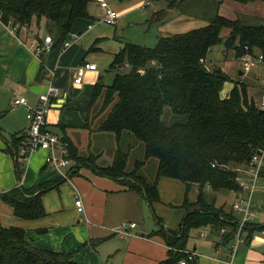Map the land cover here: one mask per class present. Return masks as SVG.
<instances>
[{"label": "trees", "instance_id": "trees-1", "mask_svg": "<svg viewBox=\"0 0 264 264\" xmlns=\"http://www.w3.org/2000/svg\"><path fill=\"white\" fill-rule=\"evenodd\" d=\"M167 1L168 8L155 13L160 22L174 9L191 14L196 3L204 0ZM221 1L204 4L208 9H205L206 25L160 35L153 47L127 42L115 54L111 69L123 70L119 68L126 62L131 69L118 71L110 84L102 79L95 84L86 118L87 128L108 132L114 137L116 147L111 164L97 165L94 156L79 154L63 134V139L68 141L69 155L76 164L94 165L101 175L128 183L151 205L160 200L158 179L162 176L180 179L187 188L193 183L199 184L197 200L191 204L186 198L183 204L188 211L177 229L166 228L157 217L159 227L151 235H161L169 247L167 258L159 264H176L188 258L184 250H187L192 232L204 226L220 236L222 243L235 239L240 220L233 208L226 207V202L218 206L216 193L239 192L237 168L245 165L256 150L264 146V111H261L264 108L249 97L248 84L240 81V77L234 80L219 65H206L212 47L224 38L228 48L235 50L236 57L241 59L249 52L261 54L264 59V21L223 16L219 12ZM93 2L0 0V19L17 29L26 28L38 41L46 28L53 33L55 45H62L77 20L92 17L90 6ZM140 68L144 73L139 72ZM43 69L42 64L40 76ZM228 83L233 86L223 95ZM167 112L174 115L172 121L164 118ZM28 138V133L15 134L8 148L15 158L19 180L24 173L20 148ZM138 144L143 146V156L134 159L129 169V158ZM152 158L158 163L155 177L150 180ZM214 160L219 163L215 167L211 164ZM61 180L59 177L53 184ZM51 188L52 183H38L31 188L19 184L1 192L0 198L12 206L16 216L40 218L46 215L43 195ZM192 205L193 209H189ZM261 229L264 224L246 222L241 231L244 240L250 242L254 233ZM195 262L188 259L187 264ZM0 264L83 263L75 259L74 252L33 245L22 227L0 224Z\"/></svg>", "mask_w": 264, "mask_h": 264}, {"label": "crops", "instance_id": "crops-1", "mask_svg": "<svg viewBox=\"0 0 264 264\" xmlns=\"http://www.w3.org/2000/svg\"><path fill=\"white\" fill-rule=\"evenodd\" d=\"M102 1H107L113 6L121 17L137 9L145 10L149 6H155L157 2L161 4L164 0L157 2L151 0L145 8L142 5L146 0H94L90 6L92 17L79 19L74 23L73 31L78 32L80 36L67 48L55 45L54 42L48 47L43 33L41 40L38 41L28 34L26 28L17 29L0 19L1 94L8 91L6 98L12 104L14 99L23 96L29 105L35 106L39 94L46 91L51 76L50 70H53L55 72L53 82L61 88V93L53 99L48 114V129L62 137L64 134L79 154L96 156L97 165L111 164L113 160L109 162L107 157L105 161L108 163H99L105 152L97 139L102 136L96 135L99 132H94L86 126L95 81L100 73L99 65L95 60L103 57L110 61L111 66L115 54L127 42H131L117 39V28L108 29L106 23L99 21L103 16ZM157 11L154 10L156 13ZM190 17L193 15L171 10L160 25ZM234 17L231 19L250 17L264 21L258 16L242 12H237ZM90 23H93L91 29L88 28ZM170 32L163 35L173 34ZM36 41L44 47L41 53L35 51ZM235 59L240 62L238 75L240 81L248 84L249 97L262 107L263 103L257 101L255 97L264 96V61H257L251 71L246 72L243 70L240 57L235 56ZM83 62L95 63L97 69L88 70L83 82L75 84L73 81L75 68ZM42 64L44 69L40 76ZM218 65L235 80L236 77L227 67ZM12 106L16 107L13 108L14 114L19 113L23 116V120L20 124L15 122L5 127L4 130L10 131L9 138L0 130L2 137L0 193L19 184L31 188L38 183H52V188L43 195L46 215L40 218L18 217L14 214L12 206L0 198V224L24 228L28 241L39 248L74 252L75 259L83 264H108L106 261L109 260L111 264H159L167 258L169 247L165 239L161 235H151L159 227L156 222L157 217L162 220L166 228L177 229L188 211L183 205L186 198L191 204L197 200L198 183H193L187 188L180 179L162 176L158 179L160 200L151 205L143 194L130 188L128 183L101 175L94 165L75 162L70 166L68 178L53 184L59 176L58 172L46 163L48 151L45 149L30 153L27 161L24 162V173L19 180L15 158L8 148L11 146L13 135L28 133L30 121L27 117L26 105ZM26 142L21 145L20 153ZM5 146L8 152L4 151ZM113 150L115 151L114 148ZM76 190H79L84 204V210L81 212L75 204ZM206 190L209 191V188L207 187ZM216 194L219 195L218 206L228 201L227 198L233 199L230 200L231 205H226L228 209L233 208V203L239 196L247 198L248 201L243 204L242 211L236 212L233 209L236 216L240 221L246 218L247 222L264 224V163L261 176L250 195L242 188L239 192ZM189 209H193V205ZM151 215L156 220L152 222V227H146V217H149V223ZM124 222H136V226L131 228L133 235L123 236L114 233L113 229ZM140 222L143 224L141 225ZM220 240V236L213 233L209 226H204L192 232L187 250L197 253L196 264H264V229L256 231L250 242L237 244L234 240L228 243H222Z\"/></svg>", "mask_w": 264, "mask_h": 264}, {"label": "rangeland", "instance_id": "rangeland-1", "mask_svg": "<svg viewBox=\"0 0 264 264\" xmlns=\"http://www.w3.org/2000/svg\"><path fill=\"white\" fill-rule=\"evenodd\" d=\"M156 2L159 0H155ZM210 1L213 0H204L203 2L199 1L196 3V5L193 7L191 15L193 17H190L185 20H174L171 21L163 26L160 25V21L156 19V12L154 10H162V8H168V1L164 0L161 4L160 2H157L155 6H149L145 10H139L132 11L130 14L123 15L118 18V22L116 25H108V29L113 30L114 28H117L116 38L119 40L131 41L132 43H138L141 45L153 47L156 45L158 38L160 35L164 33H177V32H185L190 29H194L203 25L207 24L206 19V11L207 7L205 5H210ZM221 3V2H220ZM157 6V7H156ZM220 6V4H219ZM208 10V9H207ZM157 11V12H158ZM178 9H174V12H177ZM239 13H245L250 14L254 16H258L259 18L264 19V2L263 1H252L249 3H243V2H237L233 0H224L221 3L220 6V13L227 16L228 18H235V14ZM189 14V13H188ZM155 16V17H154ZM97 23V22H96ZM43 35L46 36L48 34H51L52 32L48 31L46 28L42 30ZM226 34V32H224ZM227 59L226 61L224 59ZM97 64L99 65V77L95 81L97 83L100 79L103 80L105 84H110L115 77L116 73L118 71L123 70H115L110 68V61L106 60L103 57H99L95 60ZM222 64L225 68L229 69V71L234 75V77H240L239 70H240V62L235 59V50L233 48H228L226 45L225 38L220 42L219 44L212 47V50L209 52L206 60V65L208 67H212L213 65ZM229 66V67H228ZM233 85L231 83L226 84L225 89L223 90V95H226L229 92V89ZM7 93H2L0 91V130H2V134L6 135L7 138L11 134L10 131L4 130L7 125H12L15 122L22 123L23 116L18 114H14V108L9 101L7 97ZM259 97V98H258ZM255 99L257 101H261V103H264V96H256ZM15 106V105H14ZM14 108V109H13ZM166 121H172L175 117L171 113L167 112L164 116ZM26 125V124H25ZM14 130H11L13 132ZM96 135H100L102 137L97 138L99 141V144L101 147L104 148V157L102 160L99 161L101 164H106L108 162L105 161V159L108 157L107 161H111L114 158V150L115 149V140H113L112 134L108 132H99ZM0 139L2 137L0 136ZM127 144V142H126ZM127 148V146H124ZM97 150V149H96ZM4 151L8 152L7 146L4 147ZM106 154V155H105ZM143 156V146L142 144H138L135 150L132 152L130 158H129V169H131L132 163L134 162V159L140 158ZM94 161L96 163L97 157H94ZM157 159L152 158L150 161V172L148 173V178L150 180H153L155 177V170L157 167ZM229 199L227 202V206L231 205V201L233 199ZM234 202V201H233ZM234 204V203H233ZM236 212H239L236 210ZM148 216L146 217L147 223L145 224L146 227H150L152 225V222H155V218L153 215L150 216V222L148 223ZM144 222V221H143ZM157 222V220H156ZM142 225L143 223L140 222ZM152 227V226H151ZM121 259V256L119 255V260ZM106 263L111 264V260L106 261ZM116 263V262H114ZM117 264V263H116ZM178 264V263H176Z\"/></svg>", "mask_w": 264, "mask_h": 264}, {"label": "built area", "instance_id": "built-area-1", "mask_svg": "<svg viewBox=\"0 0 264 264\" xmlns=\"http://www.w3.org/2000/svg\"><path fill=\"white\" fill-rule=\"evenodd\" d=\"M151 3V0H146L142 5L144 8ZM101 8L103 9V16L99 19L100 22H104L106 24L115 25L118 22L119 13L116 9L111 6L107 1L101 2ZM88 28H93V23L88 24ZM80 34L78 32H70L68 38L63 42L62 47H69L73 40L78 39ZM45 43L48 47L52 44L53 38L50 34L45 36ZM35 51L37 53H41L44 51V47L41 46L37 41L35 42ZM204 61V59H201ZM243 70L246 72L251 71L253 66L257 61H263V56L261 54L256 55L252 53H245L242 57ZM97 65L91 62H83L79 64L74 71L73 81L75 84H81L83 82L84 76L88 70H96ZM119 69H131V65L129 63L123 64ZM51 71V76L49 79V84L46 91L39 94L38 103L35 106H31L28 104L27 99L25 97H19L14 99L13 104L19 105L24 104L27 108V117L30 121V127L28 131V140L23 148L21 154H23V161L26 162L30 153L39 150L45 149L48 151V155L46 157V163L54 168L58 172V176L60 178H68L70 166L75 163V161L69 155V145L63 137L55 132H52L48 129V114L50 109L52 108V102L55 97H57L61 93V88L54 84V76L55 72ZM144 69L140 68L139 72L144 73ZM262 108H264V103L262 104ZM264 163V146L259 147L258 150L252 155L250 160L243 165L242 167L237 168L239 171L238 180L240 182L241 188L243 190H247L249 195L254 191L257 180L261 176L263 170ZM212 166L215 167L219 163L217 160H214ZM248 199L239 196L237 200L233 204V209L237 211H242L243 204L247 203ZM75 204L78 211L84 210V204L81 199V195L79 190L75 192ZM247 222V219L244 218L240 221V227L237 231L236 237L234 239L235 243L244 242V237L242 235V227ZM136 226V222H124L118 227L114 228L113 231L116 234L128 236L133 235L131 228ZM224 232L225 229H222ZM235 247V244H234ZM181 251V250H180ZM188 255V258H183L179 261L180 264H187L189 260H196L197 253L193 250H184Z\"/></svg>", "mask_w": 264, "mask_h": 264}, {"label": "water", "instance_id": "water-1", "mask_svg": "<svg viewBox=\"0 0 264 264\" xmlns=\"http://www.w3.org/2000/svg\"><path fill=\"white\" fill-rule=\"evenodd\" d=\"M261 111H264V109H261Z\"/></svg>", "mask_w": 264, "mask_h": 264}]
</instances>
